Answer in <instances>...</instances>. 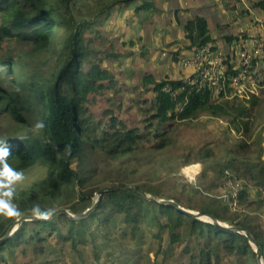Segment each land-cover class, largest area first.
<instances>
[{"label": "trees", "instance_id": "obj_1", "mask_svg": "<svg viewBox=\"0 0 264 264\" xmlns=\"http://www.w3.org/2000/svg\"><path fill=\"white\" fill-rule=\"evenodd\" d=\"M134 1L113 0L106 10ZM74 2L0 0V50L5 40L15 39L29 45L24 51L0 52V116L6 117L13 127L11 133L0 137L7 139L10 151L8 161L16 170L25 172L37 163L45 170L42 176L38 174L32 179L26 178L25 189L20 190L16 186L14 203L22 215H32L31 209L36 204L43 210L67 208L73 213H80L93 205L99 189L109 186L115 189L104 192L96 209L85 218L72 219L61 213L46 221H23L17 231L0 244V264L10 259L14 261V253L21 245H29L43 254V243L51 236L62 241L70 240L76 245L84 240L81 238L84 232L91 236L93 227L98 229L99 224L106 228L98 229L100 232L110 234L111 228L108 227L114 218L121 224L130 225L135 233L149 214L160 229L168 230L172 243L186 241V253L191 252L190 247L195 248L197 257L191 255L192 264H216L215 259L222 251L234 256L239 264H260L244 233L197 218L174 205L152 201L140 190L159 199H174L190 210L249 229L261 244L264 257V232L259 224L242 217V210L228 214L230 207L224 203L225 200L208 196L200 204H185L163 192V188L150 180L138 183L130 179L131 173L136 172V164L141 168L152 164L156 168L173 167V157L167 153L172 144L170 121L192 120L207 113L227 118L231 129L237 132L249 131L251 108L260 97L240 99L222 91L214 98L208 88L184 79L157 80L152 75H146L144 84H152L155 93L151 101V119L161 126L152 133L157 142H143L144 137L135 127H128L116 117H112L111 126L98 127L89 113V94L103 89L105 81L112 82L114 77L102 67L98 62L102 59L89 46L90 39L85 37L84 27L90 22L76 20L72 14ZM257 5L264 10V1H259ZM150 7L151 3H142L136 11ZM180 24L189 43L177 49L176 58L185 51L215 40L204 15H196ZM59 29L64 35L57 41L55 32ZM234 38L231 35L226 37L227 41ZM49 51L51 53L47 56ZM53 54L56 55L53 68H44L43 65L48 64ZM35 59L39 60L38 64H43L27 69L26 61L33 62ZM169 86L172 87L170 91L167 90ZM41 120L45 128L39 134L29 131L36 121ZM66 145H71L70 155L64 152ZM234 146L236 150L228 149L222 163L224 177L238 181L240 177L236 172H248L250 179L256 180V186H264L262 161H248L231 155L233 152H247L248 141L242 138ZM58 152L60 158H57ZM208 153L205 149L196 159ZM185 162L195 161L188 159ZM229 169L231 175L225 173ZM131 184L138 190L123 188ZM247 193L241 186L239 199ZM20 216L9 218L0 215V238ZM156 237L160 238V235L156 234Z\"/></svg>", "mask_w": 264, "mask_h": 264}, {"label": "rangeland", "instance_id": "obj_2", "mask_svg": "<svg viewBox=\"0 0 264 264\" xmlns=\"http://www.w3.org/2000/svg\"><path fill=\"white\" fill-rule=\"evenodd\" d=\"M112 1L75 0L72 4V14L76 20L90 22L84 27L85 37L90 39L89 46L95 50L96 56L102 59L98 62L114 77L112 82L105 81L103 89L89 94L87 105L98 127L111 126L112 117H116L128 127H135L147 144L157 142L152 133L159 126L151 119V101L155 96L153 85L146 86L144 77L186 79L188 74L182 69L181 60L176 58L175 52L189 43L180 24L185 20L187 6L202 2L219 4L213 12L208 13L211 35L220 46L225 45L230 32L237 30L238 23L243 26L249 19L264 20V10L257 5L264 0H136L106 10ZM147 2L151 3L152 8L136 11L138 6ZM55 35L58 41L64 32L59 29ZM2 46L0 52L24 51L29 47L15 39L5 40ZM55 59L56 55L53 54L43 67L53 68ZM38 62V59L33 62L28 60L25 66L32 70L43 64ZM213 96L217 98L218 93ZM248 121L249 131L241 132L231 129L227 118H217L207 113L192 120L170 121L172 144L167 153L173 157V167L156 168L152 164L141 168L136 164V172L131 173L130 179L138 183L150 180L163 188V192L185 204H200L206 196L223 201L230 197L229 191L235 181L224 177L222 163L226 159V151L235 149L236 141L245 138L249 143L248 151L243 154L233 152L231 155L264 163V95L252 106ZM8 122L6 117L0 116V136L11 133L13 127ZM205 149L209 153L197 160ZM188 159L195 162H185ZM44 173L40 163L33 164L24 172L25 177L31 179ZM225 173L231 175V170H225ZM236 174L240 177L239 188L242 186L248 193L239 199L237 209H229L228 214L242 210L241 216L259 224L264 232V186H256V180L250 179L248 172ZM188 177H193L194 181L189 182ZM257 177L261 178V175ZM17 186L20 190L25 189L24 181ZM111 223L108 228L112 233L100 232L98 229L106 228L99 224L98 229L93 227L91 236L84 232L81 235L84 240L76 245L70 240L62 241L51 236L43 243V254L37 253L29 245H21L14 253V261L10 259L1 264H192L191 255L197 257L195 248L190 247L191 252L186 253V241L172 243L168 230L160 229L151 214L142 220L135 233L130 225L121 224L115 218ZM215 262L239 264L234 256L224 251Z\"/></svg>", "mask_w": 264, "mask_h": 264}, {"label": "built area", "instance_id": "obj_3", "mask_svg": "<svg viewBox=\"0 0 264 264\" xmlns=\"http://www.w3.org/2000/svg\"><path fill=\"white\" fill-rule=\"evenodd\" d=\"M180 60L182 67L191 72L185 80L206 87L213 94L224 91L240 99L261 97L264 95V20H247L227 47L207 42L194 47ZM239 189V182L235 181L230 197L225 198L230 209H237Z\"/></svg>", "mask_w": 264, "mask_h": 264}, {"label": "clouds", "instance_id": "obj_4", "mask_svg": "<svg viewBox=\"0 0 264 264\" xmlns=\"http://www.w3.org/2000/svg\"><path fill=\"white\" fill-rule=\"evenodd\" d=\"M45 128L44 122L36 121L29 131L34 134H39ZM64 152L71 154V145H66ZM60 153H57V158H60ZM10 156L9 148L7 147V139L0 137V215L5 217H17L22 215L18 205L14 203L16 198V186L22 184L26 179L23 170H16L8 161ZM183 174V170H181ZM189 182H193V177L187 178ZM32 215L37 219H49L54 211L52 209L43 210L39 204H36L31 209Z\"/></svg>", "mask_w": 264, "mask_h": 264}, {"label": "water", "instance_id": "obj_5", "mask_svg": "<svg viewBox=\"0 0 264 264\" xmlns=\"http://www.w3.org/2000/svg\"><path fill=\"white\" fill-rule=\"evenodd\" d=\"M123 188L138 190L135 186H130V185L129 186H125ZM113 189H115V188L112 187V186L104 187V188L99 189L96 192V201L93 203V205L91 207L87 208L83 212L73 213L67 208H58V209H56L54 211V214L49 219H46V220H50L53 217H55V216H57L58 214H61V213L67 214L72 219L85 218L93 210L96 209V207L98 206V204H99V202H100V200L102 198L103 193L108 191V190H113ZM140 191H141V193H143L147 198H149L152 201H155V202H158V203H161V204L174 205V206L177 207L178 210H180L182 212H185L187 214L193 215V216H195L197 218H200V219H203L205 221L212 222V223H214V224H216L218 226H221V227H223L225 229H229V230H233V231L244 233L248 237L249 242L252 245V247L255 249L256 254H257V259H258L259 263L260 264H264L262 246L257 241L255 236L253 235V233L249 229H247V228H245L243 226H240V225H229V224H226L224 222H221L220 220H218L217 218H215L214 216H212L210 214L203 213V212H200V211H194V210L187 209V208L183 207L182 205H180L178 202H176L173 199H159V198H156V197L152 196L151 194H148L147 192H145L143 190H140ZM25 220H45V219H37V218H34L33 215H27V214H24V215L20 216L17 220H15L10 225L7 233L2 238H0V244H2L7 238H9L11 235H13L17 231V229L20 227L22 222L25 221Z\"/></svg>", "mask_w": 264, "mask_h": 264}, {"label": "crops", "instance_id": "obj_6", "mask_svg": "<svg viewBox=\"0 0 264 264\" xmlns=\"http://www.w3.org/2000/svg\"><path fill=\"white\" fill-rule=\"evenodd\" d=\"M216 6H219V4L214 3V4L210 5L209 3L206 4L205 2H202L200 4H197V3H194L192 5L190 4V5L187 6L188 8L184 11V18H185V20L183 22L181 21V23H184L188 18H192V17H194L196 15H204V16H206V18L208 19V22L210 23V16H209L208 11L213 12V9ZM220 16L221 15H219V17ZM239 26H240V23H238L237 26H236L237 27V30L236 31H233V32H230L227 36H230L231 35L233 37H236L237 34H238V32H239ZM232 40H228L227 42L224 41L225 45L224 46L221 45V47H227L232 42ZM214 41H215L214 44L218 45L217 42H216V40H214ZM187 42H188V40H187ZM187 44L188 43H186V45ZM218 46H220V45H218ZM189 53H190V50L185 51L181 56H179V59H181L182 56H184L186 54H189ZM182 69H184L185 70V73L188 74L186 77H188L191 74L190 69L184 68V67H182Z\"/></svg>", "mask_w": 264, "mask_h": 264}, {"label": "bare ground", "instance_id": "obj_7", "mask_svg": "<svg viewBox=\"0 0 264 264\" xmlns=\"http://www.w3.org/2000/svg\"><path fill=\"white\" fill-rule=\"evenodd\" d=\"M193 168H195V167H193Z\"/></svg>", "mask_w": 264, "mask_h": 264}]
</instances>
